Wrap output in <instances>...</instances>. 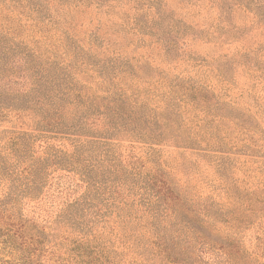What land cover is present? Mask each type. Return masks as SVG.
Masks as SVG:
<instances>
[{"label":"rangeland","instance_id":"rangeland-1","mask_svg":"<svg viewBox=\"0 0 264 264\" xmlns=\"http://www.w3.org/2000/svg\"><path fill=\"white\" fill-rule=\"evenodd\" d=\"M44 97L136 185L103 178L64 228L84 185L50 171L30 196L0 169V264H264V0H0V145L54 134ZM154 179L189 210L166 214Z\"/></svg>","mask_w":264,"mask_h":264},{"label":"trees","instance_id":"trees-1","mask_svg":"<svg viewBox=\"0 0 264 264\" xmlns=\"http://www.w3.org/2000/svg\"><path fill=\"white\" fill-rule=\"evenodd\" d=\"M61 98H59L60 101L55 102H48L49 98H45L49 109L43 115L41 124H44L43 128H48L46 130L54 134L13 131L4 136L0 145V154L4 161L0 169L6 170L5 176H11L21 182L19 184L30 196H35V193L42 189L50 171H64L65 178L76 183L77 187L80 186L79 184L84 185L86 189L84 194L67 204L57 216L55 225L65 228L76 227L82 222V214L87 212V208L94 200L100 198L98 193L103 186V178L111 180L114 186L113 191L117 190L121 193V186L125 183L131 186L130 189H134L136 176L130 174L129 168L123 162L110 161L111 158H107L106 153L100 150L103 145H108L109 141L97 136L90 137L91 135L87 134L85 138L82 136L74 138L68 135L77 129L74 124L77 113L72 107L73 102H66L63 97ZM18 110V118H22V112L26 109ZM79 123L84 131L90 130V124H94L87 119H82ZM42 130L45 131V129ZM66 141L70 142L69 147ZM148 182L146 189L165 200L166 214L178 215L179 210L183 212L189 210L185 209L180 195L175 194L169 185H165L164 180L154 179ZM155 186L157 191L154 190ZM100 212H103L102 208ZM95 215H99V211ZM23 228L27 230L28 226ZM87 228L82 229L85 231L84 237L87 234Z\"/></svg>","mask_w":264,"mask_h":264}]
</instances>
